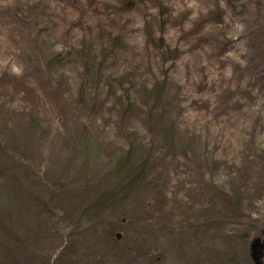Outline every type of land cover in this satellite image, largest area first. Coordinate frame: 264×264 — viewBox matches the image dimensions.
Listing matches in <instances>:
<instances>
[{
  "label": "rangeland",
  "instance_id": "374dc122",
  "mask_svg": "<svg viewBox=\"0 0 264 264\" xmlns=\"http://www.w3.org/2000/svg\"><path fill=\"white\" fill-rule=\"evenodd\" d=\"M143 1L127 21L135 50L124 65L165 82L158 107L178 129L177 149L150 132L152 100L138 95L149 105L124 116L117 91L101 85L79 107L83 67L45 69L52 56L37 39L40 15L62 19L51 35L59 52L87 29L76 12L56 10L57 0H0V264H256L264 0ZM66 18L79 25L71 35ZM150 33L164 36L165 62ZM136 140L157 148L133 154ZM146 161L142 190L111 202ZM254 191V206L241 212L249 219L234 215L235 196Z\"/></svg>",
  "mask_w": 264,
  "mask_h": 264
},
{
  "label": "trees",
  "instance_id": "16d2710c",
  "mask_svg": "<svg viewBox=\"0 0 264 264\" xmlns=\"http://www.w3.org/2000/svg\"><path fill=\"white\" fill-rule=\"evenodd\" d=\"M110 4H106L100 0H57L56 10L61 8L62 10L69 7L77 13L78 20L76 23L81 24L83 28H87L84 32L76 34V39L71 38L70 43L62 45V49L58 52L56 44L52 43L51 35L56 36L58 29L62 27V19L60 17H53L52 11H44L40 15V19L37 21V27L40 29V33L37 34V39H41V47L50 52L52 58L46 62L45 69L48 72L53 70H68L71 65L77 66L85 73L86 78L79 87V97L77 105L84 106L87 104L86 97L93 88L95 91L99 90L101 85L106 86L108 93H113V89L117 92L115 94L116 104L121 108L122 115H131L134 113L135 108L143 109L149 105L147 102L139 104L138 95L142 96V100H152L153 104L150 105V115L156 120L150 126V132H162L165 135L166 144L168 148H179L178 139L176 137L177 127L173 124L166 125L168 112L159 111L158 104L165 101V82L154 81L148 82L147 77L138 76V69L133 70L132 67H127L126 61L123 56H132L135 50L134 44L126 33L127 21L130 14H132V8L139 5H146L143 0H109ZM150 3V2H149ZM153 17V15H149ZM148 18V17H146ZM55 21L53 30H49V21ZM64 20V19H63ZM87 22V23H85ZM68 27V34L71 35L73 30H77L79 25H75L74 22L64 25ZM89 31V33H88ZM154 33H150L147 37L149 39L150 49H161L156 51L159 57L165 62V55L169 54V48L165 44L166 40L164 36L159 41L153 39ZM75 36V35H74ZM71 37V36H70ZM44 44V47L42 45ZM169 45V44H168ZM170 47V46H169ZM166 49V51H164ZM155 51V50H154ZM168 56L166 57V59ZM124 60V61H123ZM132 76L134 79H129ZM135 77L136 80H135ZM140 77V80H137ZM142 77V78H141ZM129 79V80H126ZM141 82V83H140ZM152 88L149 87L150 84ZM114 90V91H115ZM87 92V93H86ZM2 106V105H1ZM0 106V109L3 107ZM85 107V106H84ZM166 109V108H164ZM167 110V109H166ZM156 146L152 143L150 145H144L143 142L138 140L130 142L129 151L135 154L136 150L139 154L146 157L150 151H155ZM148 160V159H146ZM148 161L138 167L135 172L127 179L125 186H122L119 193H115L111 202H115L121 195V201L128 197H133L139 193L140 190L146 185V179L148 177ZM260 189L264 187V176L260 178ZM261 192V191H260ZM247 193V192H246ZM244 193L241 196H235L232 202L234 208V215L240 216V218L249 219V217L242 212L243 207L249 208L254 206L256 192ZM251 216L250 214H248ZM264 231V230H263ZM262 231V232H263ZM263 234V233H262ZM251 251V259H253ZM264 254L261 256L260 262L262 263Z\"/></svg>",
  "mask_w": 264,
  "mask_h": 264
},
{
  "label": "water",
  "instance_id": "95a60500",
  "mask_svg": "<svg viewBox=\"0 0 264 264\" xmlns=\"http://www.w3.org/2000/svg\"><path fill=\"white\" fill-rule=\"evenodd\" d=\"M257 251H258L259 257L256 256L255 252ZM263 251H264V241L263 242L257 241L255 245L252 247V253H253L252 256L256 264H261L260 259H261V256L263 255Z\"/></svg>",
  "mask_w": 264,
  "mask_h": 264
}]
</instances>
